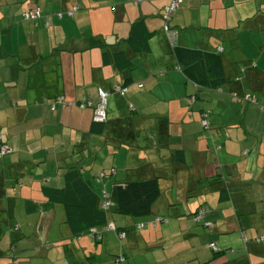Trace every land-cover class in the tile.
Instances as JSON below:
<instances>
[{"label": "crops", "instance_id": "crops-1", "mask_svg": "<svg viewBox=\"0 0 264 264\" xmlns=\"http://www.w3.org/2000/svg\"><path fill=\"white\" fill-rule=\"evenodd\" d=\"M167 4L0 0V133L8 149L0 158V264L89 263L73 255L78 247L90 251L87 240L71 236L64 207L43 190L63 188L70 168L109 196V185L113 192L115 184L160 178L147 217L157 220L155 230L137 238L128 217L108 218L130 251L146 245L145 264H264V243L254 242L264 236V0L179 1L169 23L176 45L216 56L224 81L210 87L177 70L189 60L172 54L162 32ZM31 9L41 18L22 21ZM138 20L148 50L134 54L127 39ZM100 90L109 93L106 122L93 131L92 107L77 105L83 98L96 103ZM245 94L255 103L240 99ZM161 200L164 219L155 210ZM201 207L207 212L196 223ZM50 238L58 244L53 251L45 246ZM154 239L159 243L149 245ZM189 251L193 259L175 263Z\"/></svg>", "mask_w": 264, "mask_h": 264}, {"label": "trees", "instance_id": "trees-1", "mask_svg": "<svg viewBox=\"0 0 264 264\" xmlns=\"http://www.w3.org/2000/svg\"><path fill=\"white\" fill-rule=\"evenodd\" d=\"M167 1L169 3V0ZM22 14L21 20L23 21ZM163 15L161 18V29L165 38V25L169 30L174 31L177 34V32L169 24L171 18L168 22H165L163 19ZM127 43L130 47L131 52L134 54L143 53L148 50L147 30L142 20H138L137 22L132 24ZM169 48L171 49L172 54H174V56L177 57L179 60H189L188 63L180 66L179 68H177V70H180V72H182L186 76V78L192 81V83H194L195 85H199L202 87H210L216 85V83L218 84L224 81V78L222 77L219 69L217 68L218 62L214 59L216 57L215 55L178 48L177 45L173 47L169 46ZM110 50L115 51L114 55L119 63H122L123 65H128L130 63L127 58V55L122 52V50L115 48V46H112ZM106 54H108L107 50H104L103 55L105 56ZM130 71L131 68H128L126 73H130ZM129 81L130 78L128 76L124 85L128 84ZM140 87L141 85H139V88ZM124 94L125 92L120 95L123 96ZM240 99L251 102V100L254 98L245 94ZM129 107L130 109H132L130 105H128V108ZM206 114L207 121L209 114ZM201 116L203 119V113L201 114ZM105 122H93L92 130L100 131ZM208 127L209 126L207 125L206 128ZM43 190L44 194L48 197L50 201L59 203L64 207L66 215L65 223L68 225L72 237L77 238L83 235H89L93 239V241L97 243L100 240V234L103 232L102 229L110 225L108 218L112 214L134 218L147 217L151 213L152 207L160 195V178L154 177L142 181H131L122 184H115L113 186L112 192L113 201H111L107 193L102 194V190L95 189L89 181L84 180L81 177L79 169L70 168L66 174L65 185L63 188H44ZM105 200L111 201L112 207H110L109 209H102L101 203ZM113 226L114 231L117 233V235L120 233H124L122 229L117 228L114 224ZM100 230L101 232H99ZM45 246L47 249L50 248L48 244ZM123 257L124 256L120 254L114 255V263H123Z\"/></svg>", "mask_w": 264, "mask_h": 264}, {"label": "rangeland", "instance_id": "rangeland-1", "mask_svg": "<svg viewBox=\"0 0 264 264\" xmlns=\"http://www.w3.org/2000/svg\"><path fill=\"white\" fill-rule=\"evenodd\" d=\"M178 9V8H177ZM175 9V11L177 10ZM174 11V12H175ZM173 12V13H174ZM195 100V96H190L189 98V101L187 100L186 103L188 102L189 104L193 103V101ZM187 103V104H188ZM188 104V105H189ZM203 113H208V111L206 112H203ZM201 119V117H200ZM208 121V120H207ZM201 123V126H202V120L200 121ZM209 123V122H208ZM203 127V126H202ZM203 128H206V127H203ZM92 157V156H91ZM108 191L109 193H111V195L109 196L110 197V200L113 201V193L110 189V185H109V188H108ZM162 203H163V200L159 201V203H157V205H155V210H158L160 212V215L161 217L164 219V218H167V214H165V210H162ZM157 206H160L161 208L157 207ZM112 218H116L117 221L120 220V218H126V217H123V216H120V215H116V214H112L111 215ZM148 217V216H147ZM147 217H134V218H131V217H128L127 220H131V223L133 225L132 229L134 228V231L133 233L136 235L137 234V238H140V236L142 235H145L147 231H149L150 229L152 230H155L154 228L155 227H152V221L155 219V218H152L150 220V218H147ZM159 216V219L161 218ZM161 218V219H162ZM160 219V220H161ZM119 222H116V225H118ZM139 223H142V224H148L150 223V225L148 226H145L142 230L140 231H136L135 230V226ZM159 223V222H158ZM161 223V222H160ZM158 224V226H160L161 224ZM163 224V223H162ZM196 229H201V227H197ZM101 232V230L99 231ZM111 234V235H110ZM105 235V236H104ZM170 235V234H169ZM101 236H104V239L103 241L101 242H97L95 243L93 241V239L89 236V235H83L80 237V242H83V241H86L88 243H84L85 248H86V251L89 249L90 251H87V252H84L83 250L80 249V247H78V249L76 250V252H74V257L77 259H81L82 261H88L89 260V263L90 264H113L114 263V255H119V254H122V250L124 251V254L126 255V259H125V262L124 263H121V264H145V261L146 259L148 258V256H151L149 255L147 252H145V250L143 249V247H146L145 244L143 243H140L139 246H137V248H133V250L130 251L129 249V241L127 240H123L120 239L117 235V233L114 231V230H107V231H103L101 234H100V237ZM108 236V237H107ZM168 237V236H167ZM54 238H50L48 241H47V244L49 245V247L51 248L50 250H52V248H57L58 247V244H54L53 243V240ZM150 239V238H149ZM151 240V239H150ZM122 241V242H120ZM66 242H63L62 244H64ZM122 243V244H120ZM148 243V241H147ZM151 244L149 245H153V243H159L158 240L155 241L154 239V242L150 241ZM60 246V245H59ZM122 246V247H121ZM124 247V248H123ZM61 248V246H60ZM146 249V248H145ZM95 250H98V251H95ZM147 250V249H146ZM154 250H159L160 251V247L158 248H154ZM174 251V250H173ZM160 252H163V251H160ZM169 252V249H167L165 251V253H168ZM101 255L103 258L102 261H98L97 262H94L93 260V256L94 255ZM168 255V254H167ZM71 256V255H69ZM67 257L66 260H70L71 262L73 261L71 257ZM195 256L194 252L193 251H189V252H185V253H180L179 254V257L176 259L175 263L177 262H180V263H185L186 260H190V259H193V257ZM203 256V255H202ZM202 256H199V257H202ZM86 257V258H85ZM76 261V260H75ZM88 263V264H89Z\"/></svg>", "mask_w": 264, "mask_h": 264}, {"label": "built area", "instance_id": "built-area-1", "mask_svg": "<svg viewBox=\"0 0 264 264\" xmlns=\"http://www.w3.org/2000/svg\"><path fill=\"white\" fill-rule=\"evenodd\" d=\"M179 5V0H169L168 5H166L164 7V15H163V19L165 22H168L173 14V12L175 11V9L178 8ZM76 8H72L70 11L66 12L67 16H72L73 13L76 11ZM62 14H58V17L61 18ZM41 17V13L38 9H34L28 12H24L22 14V19L23 21H27V22H35L36 20H38ZM164 31L166 34V38L168 41V44L170 47H173L176 45V41H177V34L172 31L169 30L167 28V26H164ZM115 91L119 94H123L125 92V89H119L116 88ZM108 93L105 91L100 90L99 94H98V99L97 102L93 104V101L87 100V99H82L81 102H79V104L77 105V107H79L80 109H84V108H88V107H93V121L95 123H104L106 121V99L108 97ZM251 102H254V99L251 100ZM63 103L60 101H57L56 103L51 105V109L53 110L56 107V104H60ZM64 105V103H63ZM206 113H203V119H202V126L203 127H207L208 123L206 121ZM8 152L7 147L3 144L2 141V135L0 133V158L2 156H4L6 153ZM112 173L114 172V170L111 171ZM103 178V175L100 174L98 176V180L100 181ZM105 192L102 191V194H104ZM110 207H112V202L109 200H105L101 203V208L102 209H109ZM207 212L206 208H199L197 210V212L194 214L193 216V221L196 223L201 222V220L204 218L205 213ZM157 221V220H156ZM156 221H154L152 224H156ZM148 225V224H147ZM146 224H142L139 223L135 226V230L136 231H140L142 230L145 226H147ZM103 231H107V230H114V226L113 224L108 225L106 228L102 229ZM118 237L120 239H123L125 237L124 233H120L118 234ZM254 242L256 244H262L264 243V236H260L258 238H256L254 240ZM209 248L213 251H216L215 247L213 245H210Z\"/></svg>", "mask_w": 264, "mask_h": 264}]
</instances>
